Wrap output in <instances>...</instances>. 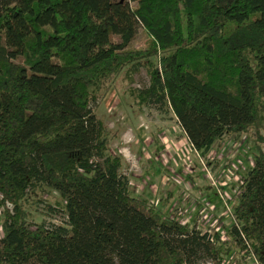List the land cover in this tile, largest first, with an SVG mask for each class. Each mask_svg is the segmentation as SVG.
I'll return each instance as SVG.
<instances>
[{"label":"trees","instance_id":"16d2710c","mask_svg":"<svg viewBox=\"0 0 264 264\" xmlns=\"http://www.w3.org/2000/svg\"><path fill=\"white\" fill-rule=\"evenodd\" d=\"M141 69L134 106L172 113L201 159L239 141L263 110L264 0H0V264H226L248 248L264 264L260 144L228 243L131 196L93 108L102 82ZM46 190L60 225L25 209Z\"/></svg>","mask_w":264,"mask_h":264},{"label":"rangeland","instance_id":"374dc122","mask_svg":"<svg viewBox=\"0 0 264 264\" xmlns=\"http://www.w3.org/2000/svg\"><path fill=\"white\" fill-rule=\"evenodd\" d=\"M145 44L146 36L140 28L130 47L142 48ZM124 72L123 70L100 84L96 93L97 105L93 109L97 118L109 131L108 151L125 161L121 173L130 181L131 196L146 199L168 216L174 214L177 216L178 212L186 211L178 217L181 222L189 228L218 234L225 243H228L226 239L229 237L228 230L234 223L217 196L216 188L207 181L201 159L191 150L172 113L161 115L154 108L139 111L134 106L129 90L147 86L148 77L145 70L141 69L136 73L132 77V82ZM259 104L263 110L259 113L257 122L249 133L243 134L237 142L239 153L241 150L243 153L239 158V154L237 155L235 162L242 177L250 169L251 163L253 164L254 156L257 154L256 145L260 144L264 150V96L260 98ZM255 132L263 142L258 139ZM230 141L231 139L224 138L217 143L227 146ZM217 147L212 148L210 156L203 159L206 167L211 168L213 178L222 170L229 168L226 158L217 155ZM240 159L241 163H239ZM227 181L229 184L224 189L229 191L230 205L233 207L237 204V200L233 197L238 195V191L234 190L239 184L233 179ZM180 193L183 194L182 197H179ZM37 197L45 201V204L36 203L34 198L25 205L32 220L36 223L62 224L63 218L60 215L53 216L47 209L48 206H54L55 201L60 200L59 196L46 190L44 193H38ZM204 201L210 205L206 207ZM172 202L176 204L172 212H169ZM206 208L211 210L207 209V214L211 217L210 221H216L214 226H209L210 228L206 227V223H203L205 220H201L199 216V213Z\"/></svg>","mask_w":264,"mask_h":264},{"label":"built area","instance_id":"2783aa9c","mask_svg":"<svg viewBox=\"0 0 264 264\" xmlns=\"http://www.w3.org/2000/svg\"><path fill=\"white\" fill-rule=\"evenodd\" d=\"M237 142L232 141V142H229V144L227 146H223L224 150L221 152V154L226 155V157H225L226 158V164H229V168L227 170H222L221 172H219V174L215 178H213L211 175V172H210L211 168H207L203 159H201L199 157L201 159L202 170L204 171V173L207 176V181L211 182V184L216 188L215 189L217 192L216 194L219 197L220 201L223 203L224 207L226 208L227 214L229 215V217H231V219H232V216H231L232 206L230 205V199L231 198L229 195V191L224 189V187H226L229 184L227 179H233L236 183L239 184V186L242 185L243 177L238 173L239 172L238 164L235 162V159L240 152V150L237 147ZM191 150H192V148H191ZM192 151L195 152L194 150H192ZM252 166H253V164L251 163V167ZM221 180H223V181H221ZM236 190L238 191V188H236L234 191H236ZM185 213L186 212H184V211L178 212L177 216L181 217L182 214H185ZM199 216H200L201 220H205V221H203V223H206L207 228L209 226L212 227L216 224V221H210L211 217H209V215L207 214V209H203V211L199 213ZM227 218H228V216H227ZM181 223H183V222H181ZM216 230L218 231V229H216ZM203 232H209V231L205 230ZM223 238H225V237H223ZM226 239H227V242L230 241L229 237ZM222 241H224V240H222ZM246 251H248V253L240 251L239 249H235V250L231 251L230 254L226 258V264H243L245 262L247 264H258V261L251 254V252H249L250 249L248 248ZM205 264H212V263L207 262Z\"/></svg>","mask_w":264,"mask_h":264},{"label":"crops","instance_id":"0c3cea01","mask_svg":"<svg viewBox=\"0 0 264 264\" xmlns=\"http://www.w3.org/2000/svg\"><path fill=\"white\" fill-rule=\"evenodd\" d=\"M187 140V139H186ZM230 142H232V141H230ZM217 144H218V147H217ZM215 143L214 145H213V149L214 148H216L217 147V152H218V156L219 157H226V155H223V154H221V152L224 150V148H223V146H222V143ZM212 148H211V150L209 151V153L207 154V156H210L209 154L212 152ZM241 153H243V151L241 150ZM241 153H239V155H238V158H239V156H240V154ZM197 156H198V154H196ZM206 156V157H207ZM239 163H241V159L239 160ZM250 168H251V166H250ZM149 169V168H148ZM191 171V170H190ZM183 196V194L182 193H180V195H179V197H182ZM175 202H172V203H170V208H169V212H172V208L175 206ZM204 204H206V207L207 206H209L210 204L207 202V201H204ZM212 208H213V206H212ZM206 209H208V208H206ZM214 209V208H213ZM186 210H189V209H186ZM208 211H211L210 209H208ZM186 212V211H185ZM213 217V216H212Z\"/></svg>","mask_w":264,"mask_h":264}]
</instances>
